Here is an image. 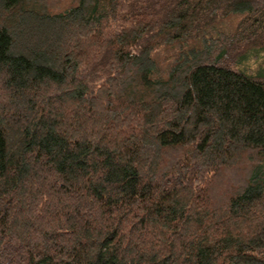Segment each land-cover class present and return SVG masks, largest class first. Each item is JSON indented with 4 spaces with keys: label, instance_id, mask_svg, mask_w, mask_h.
<instances>
[{
    "label": "trees",
    "instance_id": "1",
    "mask_svg": "<svg viewBox=\"0 0 264 264\" xmlns=\"http://www.w3.org/2000/svg\"><path fill=\"white\" fill-rule=\"evenodd\" d=\"M0 264H264V0H0Z\"/></svg>",
    "mask_w": 264,
    "mask_h": 264
}]
</instances>
